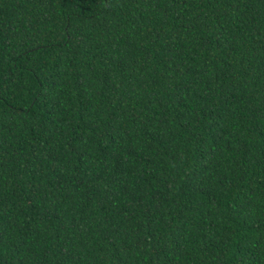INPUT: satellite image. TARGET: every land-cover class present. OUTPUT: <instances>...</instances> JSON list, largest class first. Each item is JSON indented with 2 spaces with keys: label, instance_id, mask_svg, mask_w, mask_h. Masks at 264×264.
<instances>
[{
  "label": "trees",
  "instance_id": "obj_1",
  "mask_svg": "<svg viewBox=\"0 0 264 264\" xmlns=\"http://www.w3.org/2000/svg\"><path fill=\"white\" fill-rule=\"evenodd\" d=\"M0 264H264V0H0Z\"/></svg>",
  "mask_w": 264,
  "mask_h": 264
}]
</instances>
